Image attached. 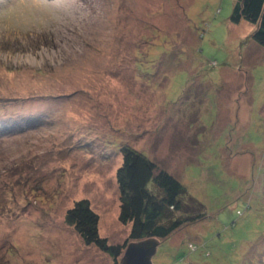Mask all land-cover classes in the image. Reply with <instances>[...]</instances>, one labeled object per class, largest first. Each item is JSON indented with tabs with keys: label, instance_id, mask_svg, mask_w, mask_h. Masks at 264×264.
<instances>
[{
	"label": "rangeland",
	"instance_id": "374dc122",
	"mask_svg": "<svg viewBox=\"0 0 264 264\" xmlns=\"http://www.w3.org/2000/svg\"><path fill=\"white\" fill-rule=\"evenodd\" d=\"M234 3L0 0V264H112L65 213L128 237L123 144L203 205L152 264H264V47Z\"/></svg>",
	"mask_w": 264,
	"mask_h": 264
},
{
	"label": "trees",
	"instance_id": "16d2710c",
	"mask_svg": "<svg viewBox=\"0 0 264 264\" xmlns=\"http://www.w3.org/2000/svg\"><path fill=\"white\" fill-rule=\"evenodd\" d=\"M243 19L255 25L251 37L264 47V0H235L230 20ZM120 152L122 161L116 170L118 220L130 223L128 237L119 243H109L102 237L98 231V214L87 198L76 200L65 213L66 222L81 241L107 253L112 264H119L118 257L127 241L147 237L163 240L184 225L203 218L202 203L188 194L173 174L130 144H123ZM258 170L264 171L261 166ZM190 248H194L193 244Z\"/></svg>",
	"mask_w": 264,
	"mask_h": 264
},
{
	"label": "water",
	"instance_id": "95a60500",
	"mask_svg": "<svg viewBox=\"0 0 264 264\" xmlns=\"http://www.w3.org/2000/svg\"><path fill=\"white\" fill-rule=\"evenodd\" d=\"M159 239L147 237L138 241H131L125 249L126 264H152L151 257L156 251Z\"/></svg>",
	"mask_w": 264,
	"mask_h": 264
},
{
	"label": "bare ground",
	"instance_id": "6f19581e",
	"mask_svg": "<svg viewBox=\"0 0 264 264\" xmlns=\"http://www.w3.org/2000/svg\"><path fill=\"white\" fill-rule=\"evenodd\" d=\"M125 251V250H124Z\"/></svg>",
	"mask_w": 264,
	"mask_h": 264
}]
</instances>
